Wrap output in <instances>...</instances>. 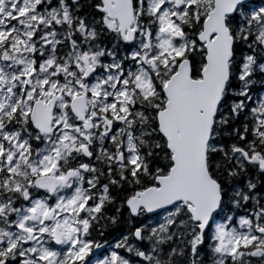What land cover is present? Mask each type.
Instances as JSON below:
<instances>
[{
    "label": "snow or ice",
    "instance_id": "obj_1",
    "mask_svg": "<svg viewBox=\"0 0 264 264\" xmlns=\"http://www.w3.org/2000/svg\"><path fill=\"white\" fill-rule=\"evenodd\" d=\"M0 264H264V0H0Z\"/></svg>",
    "mask_w": 264,
    "mask_h": 264
}]
</instances>
